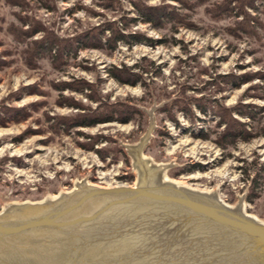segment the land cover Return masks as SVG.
<instances>
[{
	"label": "rangeland",
	"instance_id": "rangeland-1",
	"mask_svg": "<svg viewBox=\"0 0 264 264\" xmlns=\"http://www.w3.org/2000/svg\"><path fill=\"white\" fill-rule=\"evenodd\" d=\"M138 1L0 0V211L23 201L53 197L81 182L134 184L137 172L125 147L137 144L151 122L153 129L143 154L153 163L168 165L165 177L198 190L215 191L232 206L241 202L247 213L264 221V185L248 201L250 179L239 170L241 159L264 165V138L238 143L224 152L211 139L192 134L203 131L213 136L211 130L224 128V124L217 127L219 116L212 108L206 107L211 110L202 114L196 107H212L216 100L226 108L237 103L255 106L254 121L231 112L232 118L248 124L246 129L264 120L262 1L253 0L252 8L249 0H202L201 5L191 0L185 6L177 0H143L147 5H171L183 15L184 24L162 29L141 22L133 4ZM244 12L254 17L248 18L255 33H247L238 24L244 21ZM96 27L144 35L153 42L129 38L126 43L117 42L112 51L90 47L74 51L71 47L57 57L61 41L86 32L95 36ZM32 29L40 31L24 34ZM108 35L105 30L104 36ZM91 36L88 40L93 42ZM47 38L54 41L50 54L45 48L50 47L44 42ZM35 41H42L45 50L30 59ZM112 66L131 68L130 72L141 74L142 82L119 83L108 74ZM231 74L254 75L237 88L226 86L223 78L211 82L215 76ZM64 84L73 87L62 89ZM124 105L143 115L136 114L125 124L116 121L66 130L56 119ZM177 106L190 108L192 114L178 111ZM169 112L175 114L177 126L168 118ZM24 130H28L25 139L14 143L12 138ZM98 134L112 143L102 142L94 149L119 145L128 160L121 154L115 160L112 154L102 160L93 150L78 145L90 142L86 135ZM227 152L231 155L224 157ZM3 157L9 159L2 162ZM193 164L201 167L183 171Z\"/></svg>",
	"mask_w": 264,
	"mask_h": 264
},
{
	"label": "water",
	"instance_id": "water-1",
	"mask_svg": "<svg viewBox=\"0 0 264 264\" xmlns=\"http://www.w3.org/2000/svg\"><path fill=\"white\" fill-rule=\"evenodd\" d=\"M126 146L132 185L87 182L0 211V264H264V221L218 193L178 184Z\"/></svg>",
	"mask_w": 264,
	"mask_h": 264
},
{
	"label": "trees",
	"instance_id": "trees-1",
	"mask_svg": "<svg viewBox=\"0 0 264 264\" xmlns=\"http://www.w3.org/2000/svg\"><path fill=\"white\" fill-rule=\"evenodd\" d=\"M180 2L181 6H185L186 4H189L192 2L191 0H177ZM253 0H249L248 4L249 6L251 5L252 8H254V4L252 2ZM262 1V7H264V0ZM197 5L202 4V0H193ZM134 4V9L138 13L139 17H142L141 22L147 23L151 25L152 27L159 29V28H164L166 25H171V27H175L176 24H184L183 22V15H180L174 11V7L168 4H158V5H147L143 0H139L138 2L133 3ZM226 11V9L222 10V13ZM207 12V10H206ZM244 21L239 22L238 24L241 26V29L246 31L247 33H255L254 28L250 25L249 19H253L254 17H250L246 12ZM250 17V18H248ZM132 22H135L136 20H131ZM127 28V26H124ZM247 28H251L249 31H247ZM92 32H96L95 36L89 35L87 32L81 34L80 36L76 37L75 39L71 41H61L63 42L58 48H57V57L58 56H63L64 51H69L68 49L65 48H71L72 50H75L80 47V48H105L110 51L114 50L116 48L117 42H122L126 43V40L129 38H132L134 41H139V40H144L147 42H153V40L145 37L144 35L140 34H124L120 32V30L112 29V28H103L99 29L98 27L94 28ZM108 30L109 35L104 36V31ZM40 30H27L24 31L25 35H34L36 32ZM89 36L93 39H89ZM104 38V42H102ZM49 48L46 46V51L50 54L51 48L53 47L54 41L51 39L47 38L44 40ZM159 43H163V40L158 41ZM43 43L42 41H35L34 46L29 50L28 57L30 59L38 56L37 54H41L45 48L40 45ZM63 49V50H62ZM34 51V52H33ZM33 52V53H32ZM134 68L136 66H133ZM131 68H115L112 66L108 74L114 78L116 81H118L121 84H130V85H135L138 82L141 81V74H135L133 72H130ZM207 73V71L205 70ZM257 74V73H255ZM254 75V74H253ZM253 75H248V74H240V75H227V76H215L212 78L211 82L216 81L217 78H223L225 79L224 83L226 86L232 85L233 87L237 88L241 84L246 83L251 81L253 78ZM260 75V74H258ZM264 76L261 75V78ZM143 84V83H142ZM218 84V82H217ZM73 87L70 84H64L63 88H69ZM79 89V87H76ZM220 88H218L219 90ZM217 90V91H218ZM214 106H208L207 104H197L196 107L202 114H206L207 110L212 108V112L215 114H218L219 116V122L217 123V127L220 126V124H224V128L222 130H211V133L213 136H210V133L208 132H203L200 131L198 135H195L194 133L193 136L195 138H200L203 140H208L211 139L213 143L218 146L222 151H231L232 149H235L238 143H247L250 142L252 139L256 137H263L264 138V120L257 122V125L251 127L250 129H246L245 123L239 122L238 120L232 118L231 112H236L239 115H247L249 119L254 121V116H256V113H258L257 110H255V106L251 105H243L241 103H237L235 106L231 108H226L222 104H220L217 100L214 101ZM115 107V106H114ZM210 107V108H206ZM178 111H186V113L192 114V110L190 108H180L177 106L176 108ZM211 110V109H210ZM140 113V114H139ZM136 114H139L141 117L143 114L136 110L135 108H132L130 106L124 105V106H117V108H96L90 111H83V112H78L77 114L69 117H58L59 121H62L61 123L64 125V130L66 129H71V128H77V127H94L98 124L101 123H110V122H120L122 124L128 123L131 120H134V117ZM168 118L172 121L175 122V125L177 126L178 124L175 121V114L168 113ZM254 129V130H253ZM160 133V132H159ZM158 133V134H159ZM78 134H82L81 132H78ZM28 135V130H24L22 133H20L18 136H14L12 138V141L14 143H19L25 137ZM85 135V134H82ZM169 135V134H166ZM86 138H90L89 143H78L83 149L86 150H93L96 152L100 159L105 160V158L108 156V154H112L111 156L112 160L117 159V155H122L126 160L127 154L125 150L119 146L116 145L115 148H96L94 149L95 145H98L102 142H108L109 144L112 143V140H108L107 137L102 136L100 134L90 136L86 135ZM231 155V152H227L226 156L227 157ZM9 158L3 157L2 162L7 161ZM12 161L18 163L20 161L19 158L17 157H12L10 158ZM201 167L199 164H193L190 165L187 169H184V172L192 171L196 168ZM239 170L241 174L246 178V180L250 179L248 181L249 187H248V193L246 195V199L248 201L252 200V197H257L259 194V191L262 190L263 185H264V165L262 163H259L256 160H251L250 162H247L245 159H241V165L239 166Z\"/></svg>",
	"mask_w": 264,
	"mask_h": 264
},
{
	"label": "built area",
	"instance_id": "built-area-1",
	"mask_svg": "<svg viewBox=\"0 0 264 264\" xmlns=\"http://www.w3.org/2000/svg\"><path fill=\"white\" fill-rule=\"evenodd\" d=\"M122 180V179H121ZM116 185H130L129 183H126V182H123V181H121V182H118V183H115V184H108V185H106V186H116Z\"/></svg>",
	"mask_w": 264,
	"mask_h": 264
},
{
	"label": "bare ground",
	"instance_id": "bare-ground-1",
	"mask_svg": "<svg viewBox=\"0 0 264 264\" xmlns=\"http://www.w3.org/2000/svg\"><path fill=\"white\" fill-rule=\"evenodd\" d=\"M111 181H112V180H111ZM111 181H110V182H111ZM175 182H177V181H175ZM177 183H178V184H181V183H179V182H177ZM109 184H110V183H109ZM107 185H108V184H107ZM182 185H184V184H182ZM214 192H215V191H214Z\"/></svg>",
	"mask_w": 264,
	"mask_h": 264
}]
</instances>
